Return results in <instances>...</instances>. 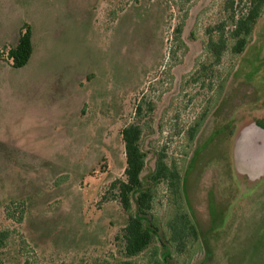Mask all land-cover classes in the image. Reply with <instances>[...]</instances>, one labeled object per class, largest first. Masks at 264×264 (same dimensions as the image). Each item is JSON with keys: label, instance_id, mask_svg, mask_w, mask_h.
<instances>
[{"label": "rangeland", "instance_id": "obj_1", "mask_svg": "<svg viewBox=\"0 0 264 264\" xmlns=\"http://www.w3.org/2000/svg\"><path fill=\"white\" fill-rule=\"evenodd\" d=\"M242 9L245 0H0V47L25 23L33 32L24 67L0 55V264H164L165 249L172 264H264V156L232 144L264 130V13L242 53L231 38L219 62L207 49ZM132 123L144 174L162 155L184 179L178 205L166 181L154 185L159 238L127 257L113 183L126 179ZM179 212L197 232L175 240Z\"/></svg>", "mask_w": 264, "mask_h": 264}, {"label": "trees", "instance_id": "obj_2", "mask_svg": "<svg viewBox=\"0 0 264 264\" xmlns=\"http://www.w3.org/2000/svg\"><path fill=\"white\" fill-rule=\"evenodd\" d=\"M241 11L238 16L236 12H233L230 17L233 29L229 36L224 34L222 28V32L216 38L211 36L207 43V49L214 56L216 62L220 61L223 52L228 48V38L234 41L231 47L232 52L240 54L245 51L252 39L256 25L264 13V0H245V9ZM180 30L181 28L178 32ZM4 50H7L6 61L11 60L14 68L24 67L33 54V32L31 27L27 23L22 25L17 42L9 46L4 44L0 47L1 56H3ZM200 125L198 122L196 128L192 130L191 139L195 137ZM122 138L126 154L124 171L126 179L116 180L113 186L118 190L119 200L128 214L127 222L122 229L123 252L127 257H134L142 253L154 239L159 238L158 226L149 217L154 197V185L166 181L178 205L177 197H183L181 185L184 176L177 167L168 166L162 155L157 158L155 169L149 171L146 175L144 174L147 153L142 148V128L140 125L132 123L124 127ZM176 215V218L179 217L183 221L185 230L180 231L175 228L172 223L173 220H171L170 226L173 229V238L180 240L189 233L195 235L197 228L193 224L191 216L185 212H179ZM165 250L161 254V263L172 264L168 261V250ZM24 264L34 263L26 260ZM115 264L136 263L132 260H121Z\"/></svg>", "mask_w": 264, "mask_h": 264}, {"label": "flooded vegetation", "instance_id": "obj_3", "mask_svg": "<svg viewBox=\"0 0 264 264\" xmlns=\"http://www.w3.org/2000/svg\"><path fill=\"white\" fill-rule=\"evenodd\" d=\"M240 139H233V148L239 149L242 152L248 153V151L254 156L262 154L264 156V130L260 132H253L246 138L242 136ZM247 150V151H246ZM233 162V161H232Z\"/></svg>", "mask_w": 264, "mask_h": 264}]
</instances>
